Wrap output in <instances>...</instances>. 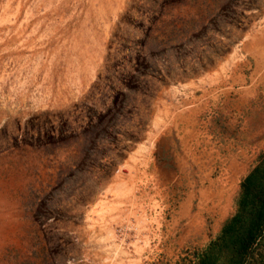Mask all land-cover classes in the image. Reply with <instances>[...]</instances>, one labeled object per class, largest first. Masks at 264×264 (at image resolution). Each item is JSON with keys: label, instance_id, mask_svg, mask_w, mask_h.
<instances>
[{"label": "rangeland", "instance_id": "1", "mask_svg": "<svg viewBox=\"0 0 264 264\" xmlns=\"http://www.w3.org/2000/svg\"><path fill=\"white\" fill-rule=\"evenodd\" d=\"M264 149V0H0V264H192Z\"/></svg>", "mask_w": 264, "mask_h": 264}, {"label": "trees", "instance_id": "2", "mask_svg": "<svg viewBox=\"0 0 264 264\" xmlns=\"http://www.w3.org/2000/svg\"><path fill=\"white\" fill-rule=\"evenodd\" d=\"M192 264H264V149L238 183L234 210Z\"/></svg>", "mask_w": 264, "mask_h": 264}]
</instances>
